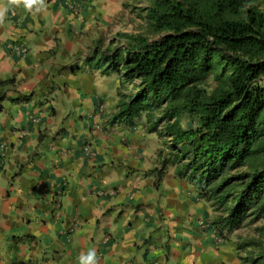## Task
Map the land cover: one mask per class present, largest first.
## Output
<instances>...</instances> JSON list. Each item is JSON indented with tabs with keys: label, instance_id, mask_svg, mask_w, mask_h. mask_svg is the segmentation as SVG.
<instances>
[{
	"label": "crops",
	"instance_id": "0c3cea01",
	"mask_svg": "<svg viewBox=\"0 0 264 264\" xmlns=\"http://www.w3.org/2000/svg\"><path fill=\"white\" fill-rule=\"evenodd\" d=\"M124 1L44 0L0 24V264L90 249L99 264H239L197 187L172 166L158 180V134L113 119L121 73L86 61Z\"/></svg>",
	"mask_w": 264,
	"mask_h": 264
},
{
	"label": "trees",
	"instance_id": "16d2710c",
	"mask_svg": "<svg viewBox=\"0 0 264 264\" xmlns=\"http://www.w3.org/2000/svg\"><path fill=\"white\" fill-rule=\"evenodd\" d=\"M142 12L146 35L97 42L86 61L102 74L121 73L113 119L132 124L144 115L147 131L158 134V180L174 167L224 211L220 231L232 232L264 215V165L255 163L264 126V9L256 0H151ZM217 54L224 80L207 92L201 84ZM182 113L191 126L181 125ZM250 245L255 255L242 259L264 264V240L243 244Z\"/></svg>",
	"mask_w": 264,
	"mask_h": 264
},
{
	"label": "rangeland",
	"instance_id": "374dc122",
	"mask_svg": "<svg viewBox=\"0 0 264 264\" xmlns=\"http://www.w3.org/2000/svg\"><path fill=\"white\" fill-rule=\"evenodd\" d=\"M151 4V0H125L124 3L121 5L118 13V23L117 27L113 25L111 32L114 36V41L112 46L116 44H120L124 42V37L122 34H147V29L145 25V21L143 18L142 8L148 7ZM256 4L261 8L264 9V0H256ZM115 29L118 31L114 33ZM102 47L106 46L107 44L105 41L102 43ZM217 57L212 62V68L210 72L207 74L206 79L201 84V87L205 89L207 92H212L217 85L221 81L224 80L223 76H219L221 73L222 63L219 59V54L216 55ZM261 84L264 85V78L260 81ZM264 114V110H263ZM140 121L142 123L146 122V117L144 115L141 116ZM179 121L183 127L191 126L192 125V117L187 113H182L179 117ZM148 126V125H147ZM158 128H160L158 126ZM263 136L261 140L255 145L258 148L259 152L257 154V166L263 167L264 165V126H263ZM160 139V138H159ZM161 142V139H160ZM162 146V145H161ZM225 207V206H224ZM220 215H224V211L220 208L218 209ZM224 235L227 236L230 241L233 243L234 247L238 250L239 254V262L243 264H247L242 258L246 257L249 254L256 253V249L254 246H243V244L250 242V240H264V215L257 220H252L251 218H247L243 221L238 228L233 230L232 232H224ZM243 246V247H241Z\"/></svg>",
	"mask_w": 264,
	"mask_h": 264
},
{
	"label": "clouds",
	"instance_id": "9594fccd",
	"mask_svg": "<svg viewBox=\"0 0 264 264\" xmlns=\"http://www.w3.org/2000/svg\"><path fill=\"white\" fill-rule=\"evenodd\" d=\"M23 6L29 12L41 10L44 6V0H0V24L4 23L6 14L12 7ZM79 264H99L98 257L94 249H90L86 253L79 256Z\"/></svg>",
	"mask_w": 264,
	"mask_h": 264
},
{
	"label": "built area",
	"instance_id": "2783aa9c",
	"mask_svg": "<svg viewBox=\"0 0 264 264\" xmlns=\"http://www.w3.org/2000/svg\"><path fill=\"white\" fill-rule=\"evenodd\" d=\"M24 50H25V49H23V48H22V49H20V51H24ZM155 264H157V263H155Z\"/></svg>",
	"mask_w": 264,
	"mask_h": 264
}]
</instances>
